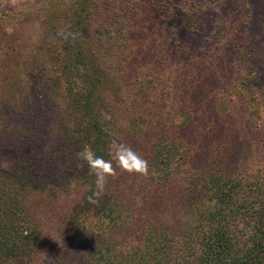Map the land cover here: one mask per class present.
Instances as JSON below:
<instances>
[{
	"label": "rangeland",
	"instance_id": "374dc122",
	"mask_svg": "<svg viewBox=\"0 0 264 264\" xmlns=\"http://www.w3.org/2000/svg\"><path fill=\"white\" fill-rule=\"evenodd\" d=\"M78 53L84 60L75 64L71 56ZM81 69L97 73L98 85L74 76ZM74 92H89L87 104L103 93V113L114 118V108L122 119L112 125L114 141L148 165L156 140L194 143L180 148V161L172 163L168 199L176 198L188 173L210 165V151L220 143L227 151L224 166L239 169L247 181L258 177L264 190V0H0V178L30 171L29 162L46 170L45 191L21 204L54 244L42 248L36 264L71 245L58 229L71 214L86 218L88 197L97 190L95 178L86 183L89 169L75 155L85 147L82 134L66 130L93 119L80 118L73 107L78 120L71 121ZM184 104L193 110L181 113ZM163 119L172 129L162 128ZM63 163L72 169L60 173ZM116 171L106 186L119 185L114 199L127 202V216L148 212L150 206L136 205L149 194L167 196L168 183L150 168L147 177ZM94 220L85 221L87 229ZM73 251L65 258L79 264L82 255Z\"/></svg>",
	"mask_w": 264,
	"mask_h": 264
},
{
	"label": "trees",
	"instance_id": "16d2710c",
	"mask_svg": "<svg viewBox=\"0 0 264 264\" xmlns=\"http://www.w3.org/2000/svg\"><path fill=\"white\" fill-rule=\"evenodd\" d=\"M80 55L71 56L72 62H83ZM73 74L89 78L95 86L100 81L97 73L88 75L82 69ZM72 87L74 90V85ZM88 93L86 96L72 93L69 106L71 121L78 120L72 117L73 107L80 118L93 119L89 120L87 126L66 130L71 135L82 134L79 143L90 146L98 156L111 159L109 149L114 141L112 125H118L117 122L122 119H119L118 110L113 108L114 118L99 120L97 117H103L102 113L108 111L105 107L107 104H102L103 93L96 102L91 99L87 104V97L90 100ZM181 109V113L191 112L193 105L184 104ZM162 121V128L172 129L169 119ZM162 121L158 123L163 125ZM118 129L119 133H126ZM69 143L73 146L76 141L70 140ZM168 143L170 145L156 140L153 156L149 160L152 173L168 183L167 196L153 199L149 194L148 201L144 197L136 206H150L149 210L136 218L124 214L122 204L126 205L127 202L114 199L119 185L106 186L105 192L112 193L101 195L99 207L89 203L86 218L77 219L83 215L74 214L65 218L66 225L58 230L63 242L70 241L71 245L67 248L58 246L50 258L51 264H77L65 258L70 249L81 253L82 261L79 264H264V190L258 177L255 181H247L239 169L226 168L223 160L227 151L225 145L220 143L210 151V165L203 171L192 170L193 173H188L189 177L177 187L176 198L168 199L173 186L166 177L173 173L172 163L176 157L180 161L177 156L180 148L187 150V146H194L190 140L181 143L170 139ZM164 145L167 146L166 150ZM63 151L66 153L67 148ZM57 155L63 157V153ZM27 165L30 171L19 168L14 174L0 178V264H36L37 254L42 253V248L54 246L46 241L47 233L41 231L30 208L25 203L21 205L23 201L33 203V197L45 191L42 183L46 170L37 168L32 162ZM65 169L72 167L63 163L60 173ZM93 178L95 176L89 170L86 183ZM92 187L94 190V183ZM11 192H16V197L5 198V193ZM6 205L10 210H5ZM48 208H51L50 203ZM100 210L104 211V216L99 215ZM91 213H96L95 220ZM86 220L90 223L94 220L93 228H86Z\"/></svg>",
	"mask_w": 264,
	"mask_h": 264
},
{
	"label": "clouds",
	"instance_id": "9594fccd",
	"mask_svg": "<svg viewBox=\"0 0 264 264\" xmlns=\"http://www.w3.org/2000/svg\"><path fill=\"white\" fill-rule=\"evenodd\" d=\"M63 35L65 39L68 38L70 33H58ZM104 119H111L105 113H102ZM78 161H82L84 165L90 170V173L95 176V186L97 191L93 192L88 197V203L99 207L101 203V195L108 183V177H114L117 175L116 167L121 172L128 174H136L142 177L149 175L148 161L134 151L130 146L113 141L110 145L109 155L111 159H105L102 156H98L90 146H85L83 149L76 154ZM116 167H114V163ZM71 187L75 188L76 185L73 183ZM51 264V259L44 256V264Z\"/></svg>",
	"mask_w": 264,
	"mask_h": 264
}]
</instances>
